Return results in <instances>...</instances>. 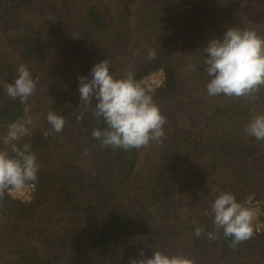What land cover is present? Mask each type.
<instances>
[{
	"label": "trees",
	"instance_id": "obj_1",
	"mask_svg": "<svg viewBox=\"0 0 264 264\" xmlns=\"http://www.w3.org/2000/svg\"><path fill=\"white\" fill-rule=\"evenodd\" d=\"M18 1L17 11L8 14V17L5 13L11 9H8L5 4L2 5L0 31L10 33L6 37L8 51L17 53L30 71L34 67L38 37L45 31L44 25L49 27L56 25L55 29H58L56 33L63 36L61 38L65 40L67 46L69 45V48H66L70 50L73 39L74 42L88 41L89 45H92L100 35H105L111 36L112 40L117 42L116 39H119L118 36L124 29L123 23L127 22L130 16H134L137 30L142 32V38L146 40L149 37L155 38L158 46L151 55L146 56V51L140 55L142 59L134 61L130 71L135 73L137 80H141L149 72L162 69L165 75L163 86L150 92L157 105L172 102L176 99L180 88L178 71L167 56L169 46L174 44L177 46L179 39L181 47L189 45L190 43L186 41L187 36L201 32L202 22L212 19L216 13L223 10L226 12L234 10V6L236 7L240 2L231 0L228 7H219L215 3L217 0H208L206 3L194 0L189 3V7H184V3L178 0V4L181 3V9L179 13L172 15L162 7L166 0H119L121 8L117 15L108 16L93 0H40L43 4L41 8L44 12L48 11L50 17L44 21V25L38 26L37 20L24 17L26 13L36 9L35 0ZM251 1L254 5L264 6V0ZM253 21L257 27H264L260 14L252 17L248 25L251 26ZM61 22L67 23L65 24L67 29L74 28L72 30L76 33L75 38L64 35L67 30L60 31ZM225 31H219L217 37L222 36ZM137 44L139 41L136 42ZM75 46L79 49L73 50L74 59L79 61L82 67L81 72L91 76L90 69L95 64L93 62L94 48H88V45L80 47L78 43H75ZM204 48L199 63L203 67L202 71L206 68ZM131 52L134 56V50ZM14 73L16 74V71L5 57L0 56V83L4 80L11 83ZM43 79L51 91L50 111L66 117L68 121L66 129L59 134L70 140L68 133L74 131L94 142L96 139L91 133L94 127H98L100 121L91 116L92 114L80 110L79 95L68 94L67 87H64L66 79L63 73L52 67L45 71ZM262 99L264 101V97ZM24 104L19 100L10 99L6 95V90L0 92V130L6 132L8 123L24 117ZM262 106L264 107V103ZM210 112L213 119L221 122L230 115H236L233 131H221L219 134L216 131L213 134L204 135L200 143L193 141V135L180 140L184 141L188 152L199 149L196 154L184 152L180 155L178 153L180 141L176 138V148L173 152L163 156L164 163L152 168L154 185L164 192L163 197L167 201L171 200L174 189L169 180L174 172V166L179 165L180 169L182 166L187 170L198 169L205 177L208 171L204 169V164L209 159H206L200 151L205 144L213 145L214 157L219 158L224 169L227 168L234 177L229 184L218 186L206 195V198L193 204L187 215L170 228L163 219L165 207H157L155 211L145 209L143 211L139 208H145L147 205L134 206V203L133 206L125 205L118 197L121 191L119 186L127 183L131 178L139 149L124 151L111 148L110 156L114 173L110 180L118 187L113 186L108 191V196L113 199V202L108 200L101 202L90 195L85 173L72 163V157H69L66 149L67 145L60 141L59 134L52 132L50 136L44 138L42 133L51 131L50 129L43 127L30 129L31 135L24 137L19 143H30L32 151L37 156L40 165L38 183L30 201L14 199L7 191L3 199H0V255L5 260L3 264H108L110 258L115 259L116 255H110L115 250L120 252L117 257H121V263L129 264L127 255L134 250L132 246L137 239L150 234L162 237L161 245H156L154 248L148 246L145 250V255L149 254L146 256L150 257L155 250L165 253L164 245L168 246L165 244L166 241L182 235L178 229L187 230L191 235V242L185 251L181 249L180 244L176 243L177 248L172 249L171 255L185 254L194 260L198 256L201 264H262L264 262V227L260 233L254 230L255 235L235 249L230 247L231 237L225 238L222 230L218 233V239L207 238L208 232L213 231L214 228V216L210 214L211 204L220 192L233 194L241 204L246 195L251 194L261 198L264 211V170L261 173L256 170L258 165L264 166V161L261 160L264 158L260 157L262 147L245 131L247 123L240 127L238 116L241 117L242 113L244 115V107L232 98L224 100L220 105H215ZM81 115L83 119L78 118ZM98 146L97 144L94 150L95 157H98L102 151ZM0 150L10 151V146L6 148L3 144V138H0ZM159 220H162L164 225L152 227ZM193 221H196L195 225ZM196 225L204 229L199 237L194 234ZM87 228L90 232L84 231ZM81 235L87 236L85 239L89 240L88 244L80 239ZM192 235L197 239H194ZM39 242L43 243L42 248Z\"/></svg>",
	"mask_w": 264,
	"mask_h": 264
},
{
	"label": "rangeland",
	"instance_id": "obj_2",
	"mask_svg": "<svg viewBox=\"0 0 264 264\" xmlns=\"http://www.w3.org/2000/svg\"><path fill=\"white\" fill-rule=\"evenodd\" d=\"M93 1L98 3L100 9L104 10L108 16L117 15L121 8L119 0ZM180 1L184 3V7H189V3L194 2V0ZM207 1L208 0H199V2L202 3H206ZM230 1L231 0H217L215 3L218 4L217 6L219 7H228V3H230ZM238 1L240 2L236 7L234 6V10H229L228 12L223 10V12L216 13L212 19L202 22L200 27L201 32L187 36L186 41L190 43L189 45L181 47L179 39L177 41V43H179L177 46L176 44L169 46L167 56L178 71L180 88L176 99L172 102L157 105L160 108L162 115L167 118V123L164 126L165 136L159 141H151L148 147L139 148L140 152L137 154V160L130 180L119 186L121 191L119 192L118 197L125 205H132L133 203L135 204L134 206L138 204L147 205L145 208H139L143 211H155V209L157 210L160 206L165 207L163 219L166 220L169 228L177 224L178 221H181V219L187 215L191 206L193 204L195 205L197 201L202 199L198 193L208 195L218 186L222 184H229L230 180L234 177L227 168L224 169L220 159L214 157V154L212 153L213 145L206 144L200 148L204 157L209 159L204 164V169L208 171L205 174V177L203 176L202 171L198 169L189 168V170H187L182 166H180V169L179 165L174 166V172L172 173L171 178H169L174 188L171 200H164V192L158 190L154 185L151 172L155 165L158 166L160 163H164L163 156L169 155V153L171 154L173 152L176 148L177 139L180 141L181 139H186L188 136L193 135V141L200 143L204 135H210L216 131L217 134L221 131H233L235 125L234 120L236 121L237 118L236 115H230L224 118V122H221L213 119L210 112L215 105H220L224 100L226 101V99L230 100L232 98H226V96L223 95L222 97H210L207 95L205 85L209 78L206 71L201 70L203 67L200 66L199 63L202 58V49L206 46L208 40L217 37V33L219 31L221 32L229 27L245 26L254 29L259 36L264 37V27H257L254 24V21L251 22V26L248 25L249 20L252 17H255L256 14H260V17L264 21V6L254 5L251 0ZM18 3V0H1L0 11L3 9L2 5L5 4L8 9H11L5 13L6 17H8V14L17 11L16 8ZM34 6L36 9L26 13L24 17L30 20L35 19L37 20L36 25L42 26L44 25V21L50 17L49 12L43 11L41 8L43 4L40 0H35ZM162 7L165 11L175 15L179 13L181 3L178 4V0H166L164 6L162 5ZM136 11H138L137 7ZM61 21H64V19H61ZM65 24L64 22H61L62 26L60 27V31L67 30L64 35L75 38L76 33L72 30L74 28H68L71 30L69 31L65 27ZM123 24L124 29L118 36L119 39H116L117 42H114L111 36L107 37L105 35H100L92 45H89L88 41L77 40L74 42L73 39L70 50H67L69 45L67 46V43L64 42L65 40L61 38L63 36L56 33V30H58L57 28L55 29L56 25H52L50 27L44 25L45 31L38 37L36 43L34 67L31 71L33 78L38 80L37 90L35 94L30 96L24 104V109L27 108L28 110L27 113L24 111V117L27 115L33 120V125L30 126V129L43 127L51 130V126L46 120L47 113L50 111L49 95L51 93L50 88H48L43 79L46 70L53 67L59 72H62L64 78L66 79L64 87H67L68 94L76 93L79 95L77 77L85 74L81 72L82 67L79 61L74 59L72 53L74 49H79L76 48L75 43H78L80 47H85L84 45H88V48L93 47V62L95 63L107 58L111 64L110 72H114L117 77L118 75L123 77L127 72H129L133 67L134 61L141 60L142 57L140 55H143L145 51L146 56L151 55L154 52L158 46V41L152 37H149L147 40L142 38V32H138L134 16H130L127 22H124ZM7 35H10V33L7 34L0 31V56L2 58L5 57L13 70L16 71V74L14 73V76L11 78L13 82L14 78L17 76V68L23 62L20 60L17 53L8 51L6 43ZM137 41H139V44L136 45ZM131 50H134V56L131 55ZM193 65H195V71L191 70ZM145 76L141 79L142 82ZM89 78H91V76H89ZM7 83L8 82L6 80L0 83V92L6 90L5 86ZM143 84L145 86L144 82ZM262 97H264L263 87L255 93L254 100L244 97L234 98L236 103H239V105L244 107V115L242 113L241 117L238 116L240 127H242L241 125H246V123L248 124L249 119L255 115L264 113V107L262 106L264 101ZM95 103L96 101L93 100V106ZM80 110L84 109L81 107ZM88 113L92 114L90 111ZM91 116L97 119V117L93 114ZM64 118L66 120V117ZM67 125L68 121L64 129H66ZM176 127L179 129L176 130ZM5 134L6 132L1 129L0 138H3ZM68 136L71 138L70 140L59 134V139L62 143L67 145L66 149L69 157H72V163L78 166L82 173H85L84 175L86 176V180L90 188V195H93L101 202L105 200L113 202V199L108 196V191L112 189L113 186H116V184H113L110 180L114 173L112 157L110 156L112 153V147L102 146L97 140L91 142V139L80 136L74 131L69 132ZM256 142L260 143L262 147L261 151L263 152V154L261 152L260 157L264 158V140ZM97 144L102 151L98 157H95L94 150L96 149ZM196 151H199V149ZM196 151L193 150L189 152H195L196 154ZM184 152L189 153L187 151V147H185L184 141H180L178 145V153L182 155ZM261 160L264 161V159ZM168 163L170 164V162ZM215 163L216 165H214ZM258 166L259 167L256 168V170L261 173L264 170V166L262 164ZM247 196L248 195H246L244 199ZM163 225L164 223L162 220H159L156 221L152 227ZM178 230L182 235L166 241L165 244L168 246L164 245L163 250L165 253L171 255L172 249L177 248L176 243L180 244L182 246L181 249H184V251L185 249H188L189 243L191 242L190 233L185 229ZM84 231L90 232L89 228ZM184 232L187 233L185 234ZM188 233L189 235H187ZM86 237V235H81L80 239L83 240L84 243L88 244L89 240L85 239ZM192 237L197 239L193 235ZM38 244L42 248L43 243L39 242ZM161 244L162 237L158 235L150 234L143 236L135 241L134 246H132L134 250L128 253L127 261L129 262L130 258H137L141 249L145 252L148 246L150 248H154L156 245ZM110 255H116V257L115 259L110 258L107 262L108 264L109 262L110 264H122L121 257H117L120 255L119 250L111 252ZM146 255L149 256V254ZM3 261L5 260L3 259V256L0 255V264H3ZM195 264H201L198 256L195 259ZM262 264H264V262Z\"/></svg>",
	"mask_w": 264,
	"mask_h": 264
},
{
	"label": "clouds",
	"instance_id": "obj_3",
	"mask_svg": "<svg viewBox=\"0 0 264 264\" xmlns=\"http://www.w3.org/2000/svg\"><path fill=\"white\" fill-rule=\"evenodd\" d=\"M204 51L208 96L255 99V93L264 87V37L250 27H229L222 36L210 39ZM110 67V61L105 58L91 67L90 79L87 75L77 77L80 106L105 125L94 127L92 137L102 146L124 151L148 147L151 141L161 140L165 136L167 118L153 101L150 90L135 78L134 72L129 71L118 78L110 72ZM191 70H196L195 65ZM37 83L28 66L21 63L13 82L5 86L6 95L23 104L35 94ZM93 100L96 101L94 106ZM78 118L83 119V115ZM46 120L51 131H44V138L52 132H62L67 123L62 115L53 111L47 113ZM32 125L33 120L27 115L6 125L3 144L6 148L10 146V151L0 150V199L6 191H20L26 186L34 189L38 183L40 165L37 156L30 143H19L31 135ZM245 131L257 141L264 140V113L252 117ZM198 195L206 198L204 193ZM210 214L214 216V228L207 234L209 240L218 239L222 230L225 238L231 237L230 247L235 249L255 235L253 220L256 213L238 202L231 193L220 192L211 204ZM203 232L202 227L195 226L196 237ZM129 264H195V260L159 250L152 251L148 257L141 249L138 258H130Z\"/></svg>",
	"mask_w": 264,
	"mask_h": 264
},
{
	"label": "built area",
	"instance_id": "obj_4",
	"mask_svg": "<svg viewBox=\"0 0 264 264\" xmlns=\"http://www.w3.org/2000/svg\"><path fill=\"white\" fill-rule=\"evenodd\" d=\"M165 80V75L162 69H158L156 71L149 72L143 79L145 86L150 91L163 86ZM35 188H31L30 186H26L23 190H10L7 193L14 199H18L21 201H30L32 199ZM242 204L246 207H250L256 213L253 226L254 230L257 233H260L263 230L264 225V211H263V201L253 195H248L242 202Z\"/></svg>",
	"mask_w": 264,
	"mask_h": 264
},
{
	"label": "water",
	"instance_id": "obj_5",
	"mask_svg": "<svg viewBox=\"0 0 264 264\" xmlns=\"http://www.w3.org/2000/svg\"><path fill=\"white\" fill-rule=\"evenodd\" d=\"M99 127H105V125L103 123H101V125Z\"/></svg>",
	"mask_w": 264,
	"mask_h": 264
},
{
	"label": "flooded vegetation",
	"instance_id": "obj_6",
	"mask_svg": "<svg viewBox=\"0 0 264 264\" xmlns=\"http://www.w3.org/2000/svg\"><path fill=\"white\" fill-rule=\"evenodd\" d=\"M101 125V123L98 125V127Z\"/></svg>",
	"mask_w": 264,
	"mask_h": 264
}]
</instances>
